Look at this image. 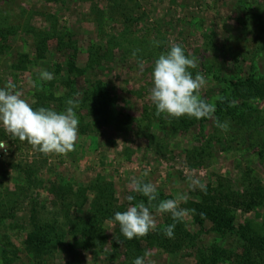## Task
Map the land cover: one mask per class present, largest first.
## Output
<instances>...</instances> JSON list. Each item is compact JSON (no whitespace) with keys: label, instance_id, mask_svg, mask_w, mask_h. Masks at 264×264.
Masks as SVG:
<instances>
[{"label":"rangeland","instance_id":"374dc122","mask_svg":"<svg viewBox=\"0 0 264 264\" xmlns=\"http://www.w3.org/2000/svg\"><path fill=\"white\" fill-rule=\"evenodd\" d=\"M0 31L6 33L0 38V87L11 80L33 107L38 92H45L48 99L53 92L60 100L71 90L63 84L66 72L57 74V64L66 68L76 49L78 67L88 68V73L73 79V88L83 91L89 82L103 83L123 120L118 129L105 126L99 115H90L79 106L75 110L80 137L75 150L47 156L27 142L11 139L0 126V141L9 148V155L0 161V264H39L27 247L28 237L36 230L31 223L33 209L60 224L59 245L44 255L43 264H133L145 252L150 253L146 264H200L201 250L215 245L239 253L243 242L235 235L222 238L211 232V224L201 229L190 216L183 222L196 241H187L177 252L164 250L155 234L165 226L169 214H156L154 209L157 226L147 236L128 240L114 220L107 221L103 243L99 248H87L86 238L66 227L65 216L68 212L73 219L90 216L93 193L88 191L90 201L85 208L74 196L97 178L115 185L117 204L125 211L129 205L126 197L133 193L129 185L145 170L150 171L143 179L157 186L158 195L174 199L178 193L186 194L187 202L180 205L186 209L201 191L189 187V175L206 187L222 183L240 194L252 180L264 187V94L258 96L254 91L237 97L231 89L228 99L244 118L235 120L233 108L224 120L229 122L227 132L215 124L218 102L227 88L215 74L226 79L255 76L257 85L264 87V0H0ZM43 33L54 38L40 58L37 40ZM57 39L76 45L60 52ZM154 41L161 43L157 47ZM171 43L198 58V68L190 70L205 76L202 97L216 108L212 119H199L190 130L173 131L167 122L161 125L158 120L149 127L142 120L144 114H155L148 98L153 63ZM135 49L140 51L134 58ZM95 52L102 59L93 71L88 64ZM138 59L145 61L142 69ZM44 70L53 74L51 81L40 80ZM29 80L41 88L33 87ZM57 99L50 106L63 111L67 105ZM130 119L135 121L133 126ZM87 122L90 128L84 126ZM55 188L74 194L62 202ZM65 204H71L69 210ZM233 214L236 228L252 223L257 230L264 224V206ZM5 249L11 252L9 256H3ZM219 264L234 263L225 260Z\"/></svg>","mask_w":264,"mask_h":264},{"label":"trees","instance_id":"16d2710c","mask_svg":"<svg viewBox=\"0 0 264 264\" xmlns=\"http://www.w3.org/2000/svg\"><path fill=\"white\" fill-rule=\"evenodd\" d=\"M5 34V32L0 31V38L3 37L2 39H4ZM52 36L53 35L47 33L40 34L37 40L38 57L42 58L48 52V42L50 39L54 38ZM64 41L65 39H57V48L60 52L74 49L75 43L71 41L69 45H66ZM73 51L74 55L71 56V60H69L66 68L62 67L61 64H57L58 75H61V70L66 72V82H63V84L71 90L70 93L59 100L53 92H49L52 96L50 99H48L49 97H47L45 92H38L36 94V104L34 108L51 107L50 102L56 101L54 99L61 101L62 105H65L69 98L78 99L80 101L79 106L81 110L87 109L90 111V115H99L105 126H115L117 129L122 127L123 120H120L119 116H117L118 107L116 106L117 104H115L114 97L103 83L99 81L89 82L86 84L83 91L73 88L75 85L73 79H80L88 73V68L82 70L78 67L77 51L76 49ZM104 56L106 57V54H104ZM23 57L24 56H22V58ZM90 57L91 59L89 60L88 66L93 70L94 66L98 67L100 65V60L102 59L101 53L95 52ZM24 59H27V57ZM190 71L193 73V76L197 73L195 70ZM215 79L220 80L221 83L227 86V88H223L222 97L218 102L216 112L217 119L221 122H224L227 111L233 108V111L236 112L235 120L244 118L242 115H238L237 111H239V109L234 107L233 103L231 104V101L228 99V94L231 89L237 97L251 95L254 91L258 96L264 94V87L260 88L257 85L258 82L255 76L251 78L231 77L226 79L215 74ZM247 89L249 92H245ZM144 115L142 119L143 123L146 122L149 127H153L155 121L158 120L157 122H159V124L162 123L161 125L167 122L173 131H177L178 128L181 130H190L198 122L195 118L188 117L174 119L168 118L163 114L160 117L155 116V114L151 116L148 114ZM81 117L82 121L86 122L87 119L83 115H81ZM133 123H135V121L130 119L131 126H133ZM89 125L91 126V124L87 122V125L84 126L90 128ZM126 127L128 128L127 125ZM244 189V194H240L241 191L235 192L231 186H225L222 183L215 188L212 187V185H208L206 191H200L197 194V201H189L187 203V209L195 210V212L190 213L189 216L197 227L202 229L207 224H211V232L214 234L222 238H226L228 235L233 234L238 238L239 242H243L242 246L238 248L239 253H234L217 245L212 246L208 250H201L198 256L200 264H219L225 260L226 263L234 264H264V224L257 230L252 223L236 228L234 225L235 216L233 214L235 210L244 209L245 211H251L259 206H264V187L259 181L252 180L245 184ZM54 191L60 199L62 198V202L66 201L67 196H73L74 194L73 190H65L63 188H55ZM88 191L94 195V199L91 200L89 204L90 216L73 219L68 212L65 216L67 219L65 223L71 233L75 231L79 236H84L86 238L87 248H99V245L105 240L106 232L103 227L107 221L114 220L115 212L121 211V208L117 204L115 185L108 182L106 179L97 178L87 188L75 194L74 197L75 199L77 198V203L82 208H85L90 201L87 198ZM131 195L135 197L133 203L143 200L147 204L146 197L135 192ZM164 199L165 197L163 195H158V199L154 203H158L160 200ZM71 201H73V198ZM70 207L71 204H65L64 206V208H68V210ZM201 213L204 214L203 218L201 217ZM31 223L35 226L36 230L28 237L27 247L30 252H32L34 258L39 261V264H43L44 255L51 253L59 245L57 240L60 237V224H56L55 220L42 218L35 209L31 212ZM173 223L169 214L165 226ZM164 227L162 229L159 228L156 232L155 241L160 243L159 245L166 251H180L187 241L195 242L197 239L195 235L188 231L187 224L183 221L176 223L172 238L164 235ZM130 242L131 245L134 246L132 241ZM133 249H135V247ZM10 253L11 252L5 249V251H3V256H9Z\"/></svg>","mask_w":264,"mask_h":264},{"label":"clouds","instance_id":"9594fccd","mask_svg":"<svg viewBox=\"0 0 264 264\" xmlns=\"http://www.w3.org/2000/svg\"><path fill=\"white\" fill-rule=\"evenodd\" d=\"M155 46L161 42L154 41ZM140 49H135L132 56L135 58ZM141 69L144 67L143 59L137 60ZM198 68V58L186 55L184 48L178 43H171L167 51L161 52L154 60L152 87L149 90V99L155 106V116L162 114L168 118L180 119L183 117L212 119L216 111L215 105L202 97V90L206 86L205 76L197 72L195 76L190 69ZM53 74L44 70L40 73L41 81H51ZM33 87L41 88L36 82L29 80ZM78 99L69 98L66 108L57 111L52 107L34 108L31 103L23 98V92L11 80L0 87V126L11 137L27 142L34 151L44 155H67L75 150L79 140V117L75 111L79 107ZM216 127L223 132L229 130V122L215 121ZM119 141H117L118 143ZM0 149L7 150L6 142H0ZM150 170H145L141 178H133L129 185L130 190L147 198V204L141 200L133 203L135 197H126L129 205L125 211L114 214V222L119 225L123 236L132 240L143 238L153 231L157 224L153 214H170L173 224L164 227L163 232L169 238L174 235L176 223L183 221L194 209L180 207L182 202H187L186 194H177L174 199H158L157 186L145 182ZM189 187L193 190L199 188L206 191V186L195 176L187 177ZM201 217L204 214L201 213ZM144 256L136 257L133 264H146Z\"/></svg>","mask_w":264,"mask_h":264},{"label":"built area","instance_id":"2783aa9c","mask_svg":"<svg viewBox=\"0 0 264 264\" xmlns=\"http://www.w3.org/2000/svg\"><path fill=\"white\" fill-rule=\"evenodd\" d=\"M3 142V141H0ZM9 155V148L7 146V150L5 151V149H0V161H3L6 159V157Z\"/></svg>","mask_w":264,"mask_h":264}]
</instances>
